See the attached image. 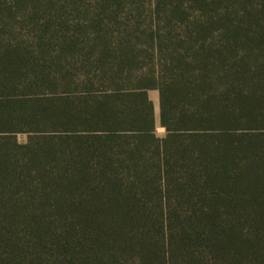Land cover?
<instances>
[{
	"label": "trees",
	"instance_id": "trees-1",
	"mask_svg": "<svg viewBox=\"0 0 264 264\" xmlns=\"http://www.w3.org/2000/svg\"><path fill=\"white\" fill-rule=\"evenodd\" d=\"M0 264H264V0H0Z\"/></svg>",
	"mask_w": 264,
	"mask_h": 264
},
{
	"label": "rangeland",
	"instance_id": "rangeland-1",
	"mask_svg": "<svg viewBox=\"0 0 264 264\" xmlns=\"http://www.w3.org/2000/svg\"><path fill=\"white\" fill-rule=\"evenodd\" d=\"M149 97L155 105V119H156L155 133H156V136L159 138H164L166 136V132L161 127L160 119H159V93H158V91H155V90L150 91ZM18 140L20 142H24L26 140V136L25 135H19Z\"/></svg>",
	"mask_w": 264,
	"mask_h": 264
}]
</instances>
